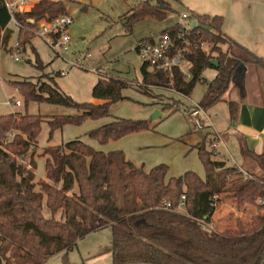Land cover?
I'll list each match as a JSON object with an SVG mask.
<instances>
[{
	"label": "trees",
	"instance_id": "1",
	"mask_svg": "<svg viewBox=\"0 0 264 264\" xmlns=\"http://www.w3.org/2000/svg\"><path fill=\"white\" fill-rule=\"evenodd\" d=\"M67 1L44 0L29 11L16 13L21 47L35 36L38 21L68 15ZM155 1L153 4L144 0L131 8L124 17L127 27L132 29L135 22L146 17L165 20L175 12L169 0ZM192 16L198 23L190 30L192 43L208 42L211 47H194L188 55L190 79L177 69L150 71L143 64L142 91L149 95V89L168 88L189 98L195 86L203 82L205 70L214 68L217 75L209 84L203 82L207 90L199 103L207 111L222 100L237 69L248 63L264 68V58L223 32V16L194 13ZM10 23L6 0H0V56L13 35ZM181 29L179 23L163 33L177 37ZM236 48L248 54L249 59L235 57ZM216 59L218 67L211 64ZM42 66L38 58L36 67ZM10 84L26 102L32 100L76 110L77 115H58L48 120L49 140L66 125H81L86 119L109 116L111 104L125 99L123 90L128 87V82L120 77H100L92 95L104 103L96 105L76 102L49 83H42L37 90L31 81H10ZM236 112L235 105L230 103L232 120ZM45 118L28 113L0 115V264H46L50 257L73 250L86 235L106 228L112 230V264H262L264 261V203H259L264 201L263 156L241 145L244 164L238 166L215 158L218 153L203 143L195 149L206 177L188 171L167 179L166 164L146 171L130 161L124 151L105 153L74 140L44 150L45 178L37 180L33 171L24 172L18 157L37 145ZM149 128L145 120L117 119L90 131L88 136L105 145ZM182 196L186 198V213L176 211ZM223 199L230 200L238 211L255 214L250 221L237 218L234 225L232 217L221 220L231 226L220 228L214 215ZM164 202L170 203V209Z\"/></svg>",
	"mask_w": 264,
	"mask_h": 264
},
{
	"label": "rangeland",
	"instance_id": "2",
	"mask_svg": "<svg viewBox=\"0 0 264 264\" xmlns=\"http://www.w3.org/2000/svg\"><path fill=\"white\" fill-rule=\"evenodd\" d=\"M143 1L69 0L65 2L68 14L72 16L74 22L68 31L71 36L69 50L64 52L58 49L59 55L44 39L35 35L29 43L20 48V54H17L20 61H15L13 58L15 53L10 47L19 42L18 27L10 23L13 30L12 41L10 40L3 48L0 56V115L28 113L46 117L37 138V145L26 155L18 157L24 172L33 171L37 180L44 179L45 158L42 157L44 150L81 140L105 153L124 151L130 161L146 171L160 164H166L169 167L167 179L180 177L188 171L195 172L203 179L206 177L205 168L195 147L206 143L208 149L212 150L211 143L215 140L216 134L212 133L210 121L206 119L205 114L201 113L196 120L197 124H194L190 120V113L205 95L207 86L203 82L209 84L217 75L216 69L205 70L202 75L203 82L195 86L189 98L168 88H152L147 95L142 91L144 86L131 85V83L143 82L141 71L143 61L136 47L141 41L162 35L176 24L186 23L183 15L189 16L193 13L223 16L227 20L228 27L234 29L235 34L242 41L239 43H264V0H169L175 10L169 18L157 20L146 17L135 22L132 29H129L124 17L131 8ZM151 2L155 4L156 1L151 0ZM241 6L246 10L251 7L249 10L253 22L242 29H236L234 17L237 12L239 17H246L244 19L246 22L250 18L245 12L239 11ZM26 8L30 10L32 7ZM209 45L205 42L204 48L209 49L211 47ZM243 45L255 52L248 45ZM88 54H91L90 58L87 57ZM213 55L216 56L215 53ZM234 55L242 60L249 59V55L239 49H234ZM258 56L264 58V55L258 54ZM38 58L44 65L41 69L36 67ZM78 60H82L83 65H79ZM63 71L66 73L61 75ZM184 75L189 79L191 73L186 70ZM102 76L120 77L128 82V87L123 90L125 99L111 104L109 116L96 120L86 119L81 125H66L63 129L55 131L50 140L51 127L48 120L58 115H77L76 110L32 100L26 102L19 90L10 84V81H31L37 90L42 83H49L76 102L99 105L104 102L94 99L92 93ZM15 101H20L21 105H15ZM175 109L177 111L173 113ZM156 111L161 112L162 116L155 118ZM207 114L210 116L212 113L207 112ZM117 119L145 120L150 128L117 141H110L105 145L88 136L90 131ZM12 137L13 135H10V138ZM217 149L222 153L225 152L221 146ZM228 149L237 160L233 149L230 146ZM226 203L232 205L230 200L223 199L216 211V221L223 229L231 225L224 226L222 219L231 220V215L234 219L236 216L244 217L237 213L235 207ZM47 216H50L48 212ZM240 219L244 220V218ZM111 249L112 230L106 228L86 235L77 242L73 250L50 257L46 264H112Z\"/></svg>",
	"mask_w": 264,
	"mask_h": 264
},
{
	"label": "crops",
	"instance_id": "3",
	"mask_svg": "<svg viewBox=\"0 0 264 264\" xmlns=\"http://www.w3.org/2000/svg\"><path fill=\"white\" fill-rule=\"evenodd\" d=\"M249 9L246 10L241 6L239 10L240 12H245L246 15L250 17L248 22L244 20L246 18L245 16L239 17L237 15L239 12L236 13L234 17L236 29H242L253 22L252 13ZM254 17H256V15H254ZM9 28L12 29L11 25H9ZM223 32L237 43H239V41L242 42L237 34H235L234 29L228 27L225 18ZM239 44L242 46L246 44L253 48L257 54L255 52L253 53L256 55H264V43ZM246 48L249 49L248 47ZM230 103H233L237 109L234 120L231 119L230 115ZM205 112L208 117L207 120L210 121L212 133L219 134L221 137L219 146L225 149L224 153L217 149L218 159L221 158L228 161L230 164L235 163L238 166H242L244 164V159L241 155V145H246L250 150L264 158V68L248 63L242 69L236 70L222 100ZM207 112L212 114L208 116ZM228 146L236 153L238 161L232 156ZM230 205L231 204H228V206ZM232 206L233 205H231V207ZM252 212L238 211L237 213L242 214L244 217L236 216L235 219L233 217L232 224L234 225L237 218H244V221H250L251 215L255 214ZM216 214L217 212L214 215V220H216Z\"/></svg>",
	"mask_w": 264,
	"mask_h": 264
},
{
	"label": "built area",
	"instance_id": "4",
	"mask_svg": "<svg viewBox=\"0 0 264 264\" xmlns=\"http://www.w3.org/2000/svg\"><path fill=\"white\" fill-rule=\"evenodd\" d=\"M40 1L44 0H6V7L11 16V22L18 27L19 23L15 18L16 13L28 11L29 8L26 7L31 8ZM183 19L186 20V23L181 24L182 29L177 37H173L169 33H163L157 37L150 38L146 41H141L138 45V55L143 61V64L146 65L150 71L159 70L163 72H171L174 69H177L182 74H185V71H188L191 67V62L188 58V55L193 52L194 47L198 46L202 49L205 47L204 42L193 44L190 39V30L194 28L191 27V23L196 19H194L192 15L188 16L186 14L183 15ZM30 22L35 23L34 20H30ZM73 22L74 19L69 14L59 16L53 20L43 19L36 23L34 32L36 36L44 39L45 42L59 55V52H57L58 49L64 52L69 50L71 36L68 31ZM20 48L21 45L19 42L10 47V49L15 53V55H13L15 61H20V58L17 55L20 54ZM87 57L90 58L91 54H88ZM78 64L83 65V61L78 60ZM65 73L66 72L63 71L61 75H64ZM131 85L143 86V82L138 84L131 83ZM14 104L17 106L21 105L20 101H15ZM201 113L205 114L206 119H208L206 112L200 108L199 105H197L196 108L190 113L191 122L197 124L196 120L201 115ZM220 141V135L216 134L215 140L211 143L214 153H217V148L220 144ZM185 199V196L181 197L176 211L186 213ZM259 203L263 204L264 201L259 200ZM164 206L167 209H170L171 207L170 203L168 202H164Z\"/></svg>",
	"mask_w": 264,
	"mask_h": 264
},
{
	"label": "water",
	"instance_id": "5",
	"mask_svg": "<svg viewBox=\"0 0 264 264\" xmlns=\"http://www.w3.org/2000/svg\"><path fill=\"white\" fill-rule=\"evenodd\" d=\"M197 25V22L196 21H192L191 23V27H195ZM211 64L215 67H218L219 63L218 61H211ZM162 116V113L159 112V111H156V114H154V117H160ZM139 264H146V263H139ZM262 264H264V261L262 262Z\"/></svg>",
	"mask_w": 264,
	"mask_h": 264
}]
</instances>
